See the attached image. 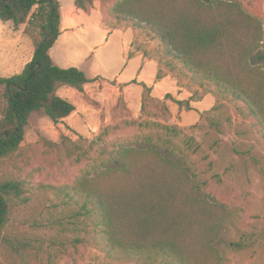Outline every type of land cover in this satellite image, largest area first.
I'll return each instance as SVG.
<instances>
[{
	"label": "rangeland",
	"instance_id": "1",
	"mask_svg": "<svg viewBox=\"0 0 264 264\" xmlns=\"http://www.w3.org/2000/svg\"><path fill=\"white\" fill-rule=\"evenodd\" d=\"M117 1L105 0L103 5L108 11ZM220 1L237 2L261 19L263 39L250 64L264 73V59H259L264 56L260 0ZM122 19L115 26L136 34L133 51L158 66L157 75L153 65L144 69V81L152 83L150 93L141 85L117 86L116 80L125 82L134 72L131 66L123 71L118 65L97 75L88 72V78H101L89 85L80 123L53 124L42 113L30 116L19 150L0 160V182L22 183L26 198L24 203L10 202L0 264H174L162 258L127 261L110 257L91 243L76 250L69 243L75 238L92 240L97 231L93 206L82 209L84 199L71 191L75 180L85 172L96 177L117 169L124 149L151 147L206 182L199 197L237 209L233 226L215 244L222 264H264L263 126L244 103L194 74L161 32ZM26 42L31 45L30 39ZM103 50L116 56V37L98 51ZM24 63L20 29L0 22V77L19 74ZM87 68L88 64L81 69ZM66 92H72L75 103L82 102L79 92L70 88L60 87L56 95L73 103L64 98ZM80 154L84 155L76 162Z\"/></svg>",
	"mask_w": 264,
	"mask_h": 264
},
{
	"label": "trees",
	"instance_id": "2",
	"mask_svg": "<svg viewBox=\"0 0 264 264\" xmlns=\"http://www.w3.org/2000/svg\"><path fill=\"white\" fill-rule=\"evenodd\" d=\"M103 1L74 0V6L87 11L94 2L104 6ZM107 14L115 22L129 18L161 32L194 74L244 103L264 128V73L250 64L263 39L259 17L237 2L220 0H119ZM60 21L58 0H0V22L11 23L16 31L23 27L34 50L19 74L0 77V160L19 150L33 113L58 124L75 112L73 104L56 95L58 88L83 93L96 81L52 61L49 52L60 35ZM119 156L117 169L96 177L85 172L72 184L73 195L84 199L82 209L93 206L97 231L92 240L73 239L71 247L91 243L108 256L127 261L162 258L174 264H222L215 244L233 226L237 209L199 197L206 182L156 148H127ZM24 195L22 183L0 182V243L10 202H26Z\"/></svg>",
	"mask_w": 264,
	"mask_h": 264
},
{
	"label": "crops",
	"instance_id": "3",
	"mask_svg": "<svg viewBox=\"0 0 264 264\" xmlns=\"http://www.w3.org/2000/svg\"><path fill=\"white\" fill-rule=\"evenodd\" d=\"M58 2L61 14L60 35L49 52L55 65L62 69L78 68L87 78L90 71L95 72V75H97L102 69L122 65L124 67L123 71H125L131 66L129 70H134L132 77L125 82L116 80L117 86L128 87L129 84H144L151 89L149 86L152 83L145 82L143 79L144 69L148 65H153L154 72L157 75L158 66L152 59H146L140 52L133 51L132 45L136 34L131 28L122 29L115 26V21L108 18L107 10L100 2H94L93 6L87 11L78 10L74 6V0H58ZM258 5L264 12V0H260ZM23 29V27L20 28V61L25 60L24 67L31 61L34 50L32 44L26 42L27 38L23 35ZM114 37H116L118 47L116 56H112L110 52L104 50L102 52L98 51ZM86 64H88V68L81 69L82 66L86 68ZM100 78V76H96L88 79L97 80ZM163 81L165 79H162L161 82ZM132 82H136V84H132ZM89 85L85 86L83 93H79L82 99L81 103H75L74 99H70V96H73L72 92L64 93V98L73 102L71 104L74 105L75 112L61 123L66 125L72 122L80 123L78 119L82 117L83 98L88 94Z\"/></svg>",
	"mask_w": 264,
	"mask_h": 264
}]
</instances>
